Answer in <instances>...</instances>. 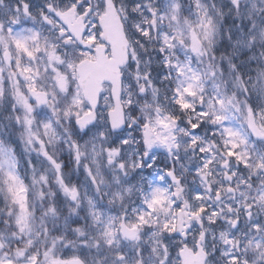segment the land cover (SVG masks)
I'll list each match as a JSON object with an SVG mask.
<instances>
[{"label":"snow or ice","instance_id":"1","mask_svg":"<svg viewBox=\"0 0 264 264\" xmlns=\"http://www.w3.org/2000/svg\"><path fill=\"white\" fill-rule=\"evenodd\" d=\"M0 264H264V0H0Z\"/></svg>","mask_w":264,"mask_h":264}]
</instances>
